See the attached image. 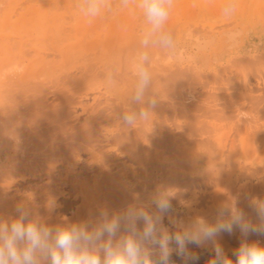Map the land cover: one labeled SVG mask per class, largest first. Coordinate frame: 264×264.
Segmentation results:
<instances>
[{"label": "bare ground", "instance_id": "1", "mask_svg": "<svg viewBox=\"0 0 264 264\" xmlns=\"http://www.w3.org/2000/svg\"><path fill=\"white\" fill-rule=\"evenodd\" d=\"M61 2L63 0H0V51L10 55L7 65L4 68V65H1L0 68V156L13 152L14 157L11 163L8 165L3 163L0 167V193L6 192V196L0 199V217L14 215L16 203L27 201L33 215L49 226L79 223L96 216L101 207L116 210L126 206L136 194L146 201L151 191L159 184L166 183L181 189L178 199L172 203L177 202L184 207L185 210L182 209V212L176 214L185 220L198 213L210 214L215 205L228 195H239L241 207L255 219L254 212L248 207L247 197L264 198V164L262 168H255L252 160L255 158L264 161V86H254L255 84L259 86L264 81V54L256 53L258 55L254 58H246L245 55L236 59L237 65L234 67H238L239 70L236 72L239 73H234L238 77L241 73V80L235 77L229 66L228 74L234 76L225 80H229L228 84H231L230 80L232 82L233 78L239 81L238 84L235 82L234 85L232 83L230 86L227 84L225 88L222 87L225 90L220 92L221 94L217 93L223 91L220 84L218 88L215 87V83H212L214 87H210L209 91L207 89V92L205 90V93H198L192 89L197 84L193 83L199 77L197 81H201V78L204 80L197 71L198 64L185 67H180L179 64L173 69V64L170 66L169 63L166 64L167 59L164 58L166 63L163 67V64L157 62L161 58L152 56L156 66L150 69L154 78V91L159 97L161 95L168 98V101H160L156 108L160 115L158 118L164 121V128L160 129L165 130L159 132L157 130L156 135L159 136L153 137L151 135L155 134L152 131L155 126H149L147 123L137 125L135 130L129 131L116 117L118 115L114 114L117 109L111 105L110 97L107 98L110 104L104 103L105 99L104 102L102 99L96 101L98 99L93 97L96 102L88 105L90 99L88 92H85L88 86L92 88L90 84L96 87L106 81L109 84L111 77H114V74L111 76L113 65L120 64V61L102 63V58L91 52L90 47L93 43H90V46L81 37L82 28L76 25L77 22L73 23L74 20H68L70 16L65 17L64 14L56 12L65 11L63 8L68 3ZM111 2L110 4L115 2V5L116 3L119 5L121 0ZM187 5L188 3L185 6ZM67 7L66 10L73 17L74 14L69 11L71 8ZM65 21L71 25L68 26ZM193 24L194 22L191 23L194 27ZM65 25L68 28L72 26L70 30L72 29L74 35ZM197 27L201 25H196L193 30L192 27L189 31L186 30V36L189 32L196 35L193 39L199 48L214 44L217 34L212 33L216 28L213 27L210 31L206 26L212 36L206 33L205 37L199 38L197 35L206 29L201 27L202 30L197 32L195 31ZM219 28L221 27H218V30ZM51 32L53 36L49 35ZM233 32L242 34V30L232 28L223 31L222 34L226 38H223L219 46L222 48L217 50H226L238 43L237 41L233 44L228 39V34ZM197 40L206 43L198 44ZM137 44L136 46L133 44V49L137 48ZM157 51L160 53V49ZM124 52L122 65H127V68H124L127 69V73L125 74L126 71L122 69V73L119 74L118 67L114 69L115 77L120 76V81L125 78L124 81L127 82L129 80L127 75H131L132 77H129L131 79L134 76L128 67L132 57L125 58ZM12 55L15 57L11 58L13 60L10 59ZM112 55L115 56L113 53ZM201 55L197 58L203 62L205 60H201ZM16 57L21 58L20 65L16 63L19 62ZM189 58L195 59V56ZM80 62H83V65H77L78 67L74 65ZM107 62L111 63V66L107 65L108 68L104 66ZM10 63L12 65H9ZM203 63L207 64V61ZM158 64L161 69H158ZM11 69L15 70L10 71L13 74L8 71ZM235 69L233 68V71ZM221 73L218 72L216 75ZM214 77L211 76L213 79ZM130 81L129 84L132 82ZM113 84L108 85V88L112 89L111 93L115 91L121 95L118 86L120 84ZM201 86L205 88L207 84ZM91 92L94 95L95 92ZM99 106H102L101 109ZM80 109L84 115L79 114ZM152 119L155 121L157 117ZM180 119H184L185 123H181ZM89 148L91 153L88 152ZM84 152H87L85 155L87 159L84 158ZM203 161L207 169L202 171V178H191L192 169ZM28 176L30 178L27 179ZM67 188L71 195L79 196L80 199L77 198L82 205L79 206L81 208L75 209L76 213L74 212L72 217L66 214L69 207L65 206L67 209L63 208L64 210L57 208L61 201L58 196ZM210 188L218 189V192L210 194L208 193ZM69 190L67 191L70 194ZM28 192L35 195L31 201L27 198L31 196L26 195ZM68 199L65 201L68 202ZM50 200L55 201L56 205L51 211L47 206ZM69 202L68 206L71 204V201ZM74 203L76 204V201ZM242 239L238 229H234L232 234L225 233L224 236L218 237L219 242L227 240L231 244L237 241L238 245ZM247 240L260 241L259 243L264 246V236L252 234ZM210 247L209 245L206 248Z\"/></svg>", "mask_w": 264, "mask_h": 264}, {"label": "clouds", "instance_id": "2", "mask_svg": "<svg viewBox=\"0 0 264 264\" xmlns=\"http://www.w3.org/2000/svg\"><path fill=\"white\" fill-rule=\"evenodd\" d=\"M174 0H121L113 10L105 0H84L79 11L88 18L105 12L128 10L142 14L144 28L139 47L130 61V71L135 85L130 100L139 110H126L118 117L129 131L144 125L155 114L161 99L154 91L151 72L153 57L150 49L159 48L169 53L167 63L184 62V50L178 49L167 22ZM236 12L234 3L227 4L222 14L230 19ZM238 32L228 34L235 44ZM192 34H187L191 38ZM198 44H204L197 40ZM245 118V117H241ZM181 189L173 184L161 183L149 193L148 199L136 194L134 199L120 209L101 207L89 219L66 225L49 226L33 215L27 201L15 205L14 215L0 217V264H176L173 254L181 264H199L200 255L190 246H211L213 255L207 264H264V246L249 242L252 234L264 236V198L247 197L253 219L240 204L239 195H228L218 202L210 214H196L185 220L176 214L172 201L178 199ZM6 196L0 193V199ZM51 211L55 201H48ZM165 218L168 227L165 226ZM238 229L243 237L235 249L233 260L224 251L218 237L232 234Z\"/></svg>", "mask_w": 264, "mask_h": 264}, {"label": "rangeland", "instance_id": "3", "mask_svg": "<svg viewBox=\"0 0 264 264\" xmlns=\"http://www.w3.org/2000/svg\"><path fill=\"white\" fill-rule=\"evenodd\" d=\"M59 1H61V0H59ZM71 1H73V0H63V2H65V3H68V4H66V7L65 8H63V10H65V11H62V10H56V12H58V13H62V14H64V16L65 17H68V16H70L71 18H69L68 17V20L70 19V20H74L73 21V23H76V25L80 28H82V30H81V32H82V38H84L85 39V43L86 44H88V45H90V43L92 44V46L90 47V49H91V52L94 54V52H95V56L96 57H100V58H102V63H104V62H106V61H108V62H115V61H120V64H118L117 63V65L115 66V65H113L114 66V68L116 67H118V69H117V71L119 72V74H120V72H121V70L122 69H124V68H127L126 66H123L122 65V54H123V52H124V50H126L127 48H130L129 49V51L128 50H126L125 52H124V56H125V58H127V56H129V58H133V56L135 55V52H136V50H137V48L139 47L138 46V44H139V40H140V35H141V32H142V30H143V28H144V21H143V17H141L142 16V14L139 12V10L137 9L136 10V12L137 13H135V14H132V13H130L128 10H121V11H119L118 13H116V14H113L112 12H105V13H103L102 15H100V16H98V17H95V18H88V17H86V16H84V15H82L81 13H80V11H79V7H80V5H82L83 3H84V0H74L75 1V3H74V1L73 2H71ZM245 1V2H244ZM63 2H61V4L63 3ZM71 2V3H70ZM105 2L107 3V4H109V5H111V7L113 8V10H115V9H117L118 8V6L120 5H118L117 3H116V5H115V2H114V4H110V2H111V0H105ZM137 2V0L135 1V0H129V4L130 5H135V3ZM212 4H210V3ZM213 2V3H212ZM111 3H113V2H111ZM118 3H119V1H118ZM188 3V5L187 6H185L186 4ZM229 3H234L235 5H236V12H235V14L230 18V19H226L224 16H223V14H222V10H223V8L227 5V4H229ZM190 4V5H189ZM67 6H69V9L71 8V10H69V11H71V14L73 15V17H74V19H73V17L70 15V12H68V10H66V8L68 9V7ZM73 7V8H72ZM76 7V8H75ZM78 8V9H77ZM58 9V8H57ZM77 9V10H76ZM205 10V11H204ZM262 11V12H261ZM252 12V13H251ZM69 14V15H67V14ZM250 13H251V15H250ZM260 13V14H259ZM108 14V15H107ZM140 16H138V15ZM105 15H107V16H105ZM136 15V16H135ZM174 15H176V16H174ZM206 15V16H205ZM262 16V17H261ZM76 17V18H75ZM102 17V18H101ZM112 17V18H111ZM209 17H210V19H209ZM243 17V18H242ZM80 18V19H79ZM105 18H106V20H105ZM108 18V19H107ZM205 19H207V20H205ZM209 19V20H208ZM121 20V21H120ZM124 20V21H123ZM135 20V21H134ZM196 20V21H195ZM199 20V21H198ZM203 20V21H202ZM205 20V21H204ZM183 21V22H182ZM185 21H187V22H185ZM66 23H67V21H65ZM69 22V21H68ZM71 22V21H70ZM121 22V23H120ZM194 22V27L191 25V23H193ZM223 22H224V24H223ZM230 22H232V23H230ZM81 23V24H80ZM120 25H119V24ZM190 23V24H189ZM226 23V24H225ZM230 23V24H229ZM68 24V23H67ZM93 24V25H92ZM188 24V25H187ZM201 25V27H204L205 29H206V26H207V29H208V27H209V29H210V31H211V28H216V29H214L215 30V32H213L212 34H214V33H216L217 35H216V41L214 42V44H212L211 46H207L208 47V49H207V47H205V48H199L197 45H195L196 44V42L194 41L195 39H193V38H195V36L196 35H192L191 36V38H188L187 36H186V33H187V31H189V28L190 27H192L191 28V30H193V28H195V26L196 25H198V26H200ZM223 24V25H222ZM229 24V26L228 27H225L226 25H228ZM71 24H68V26H70ZM79 25H81V26H79ZM215 25H217V26H215ZM221 25V26H220ZM117 26V27H116ZM128 26H129V28H128ZM222 26H223V28H222ZM65 27H67V25H65ZM72 27V26H71ZM70 27V28H71ZM73 27H74V25H73ZM182 27V28H181ZM201 27H197V29L195 30V31H199V30H202V28ZM218 27H221V28H219V30H218ZM238 27V28H237ZM68 28V27H67ZM67 28H65V29H67ZM70 28H68L69 30H70ZM80 28V29H81ZM114 28H115V30H114ZM128 28V29H127ZM142 30H141V29ZM167 28L171 31V33L173 34V37H174V39H175V41H176V45H177V48L178 49H183L184 50V57H185V59H184V62L183 63H181L180 65V67H185V66H188V65H191V66H195V65H197L198 64V68L200 69V68H202L201 70H198V68H197V71H198V73H199V75H201V77H203L204 78V80L201 78V81L199 80V81H195V83H193V85L194 84H200V85H197L196 84V86L195 87H193V86H189V87H193L192 89H195V91H197L198 93H205V90H206V92H207V89H208V91L210 90V87H214V85H215V87H217L218 86V84H220L219 86L222 88H225L226 86L225 85H227L228 84V81H226L225 79H228V78H232L233 76H234V74L236 73H239V72H236V70H237V68L238 67H234V66H236L237 64H236V59H238V58H243L245 55V57L246 58H254L255 56H257L258 54H256V53H263L264 54V0H174V7H173V9L171 10V13H170V17H169V20H168V22H167ZM188 28V29H187ZM200 28V29H199ZM234 29V30H237V31H241L242 30V34L239 36V38H238V43L236 44V45H233L231 48H226V50L224 49V50H222V51H219V50H217V48H222V47H219L221 44H222V40H224L225 38H226V36L225 35H223L222 34V32L223 31H225V30H228V29ZM241 28V29H240ZM182 29V30H181ZM202 30V33H199V35H197V36H199V38H200V36H204V34H206V33H208V32H210V31H208V30ZM221 29V30H220ZM126 30H128V31H126ZM187 30V31H186ZM213 30V31H214ZM71 32H72V29L70 30ZM69 31V33L71 34V32ZM113 31V32H112ZM124 31L126 32L125 34H124ZM181 33H180V32ZM65 32H66V30H65ZM67 32H68V30H67ZM123 32V33H122ZM177 32V33H176ZM73 33V32H72ZM101 33H103V34H101ZM111 33V34H110ZM175 33V34H174ZM69 34V35H70ZM138 34V35H137ZM212 34H210V33H208V34H206V35H208V36H212ZM256 34V35H255ZM49 35H52L53 36V33L51 32V33H49ZM73 35H74V33H73ZM86 35V36H85ZM102 35V36H101ZM124 35V36H123ZM92 36V37H91ZM205 37V36H204ZM224 38V39H223ZM248 39V40H247ZM243 40V41H242ZM95 41V42H94ZM187 41H189V42H187ZM251 41V42H250ZM119 42V43H118ZM117 43H118V45H117ZM132 43V44H131ZM136 43H138L137 44V48L136 47H134V49H133V46L136 44ZM243 43V44H242ZM248 43V44H247ZM250 43V44H249ZM260 43V44H259ZM134 44V45H133ZM228 44V43H227ZM102 45V46H101ZM116 45V46H115ZM131 45V46H130ZM252 45V46H251ZM99 46H101V48L103 49V51H102V49L99 47ZM129 46V47H128ZM136 46V45H135ZM192 46V47H191ZM127 47V48H126ZM198 47V48H197ZM239 47V48H238ZM89 48V47H88ZM110 48V49H109ZM121 48V49H120ZM126 48V49H125ZM135 48H136V50H135ZM248 48H250V49H248ZM101 49V50H100ZM204 49V50H203ZM210 49V50H209ZM97 52H96V51ZM135 50V51H134ZM157 50H159V48H157ZM155 48H153V49H150V54H151V56H153L154 58H161V60H159V61H157L156 59V61L157 62H159V64H163V67H165L164 65H165V59H167V56L169 55V53L167 52V51H164V50H161L160 49V53H159V51H157ZM252 50V51H251ZM257 50V51H256ZM103 53H102V52ZM114 51V52H113ZM128 51V52H127ZM133 51V52H132ZM131 52V53H130ZM162 52V53H161ZM215 52V53H214ZM219 52H221V53H219ZM112 53L113 54H115V56H113L112 55ZM118 53V54H117ZM132 53H134L133 55H132ZM168 53V54H167ZM244 53V54H243ZM254 53V54H253ZM127 54V55H126ZM164 54V55H163ZM202 54V55H201ZM250 54V55H249ZM88 55H89V53H88ZM155 55H158L157 57H155ZM160 55H163L162 57H159ZM195 56V59H193V58H189L190 56ZM198 55H201V60L203 61V60H205V61H207V64L206 63H203V62H205V61H203V62H201L200 60H198L199 58H197L198 57ZM248 55V56H247ZM252 55H254L253 57H252ZM260 55V54H259ZM9 56L10 55H8V54H5V53H3V52H1L0 51V68L2 67L1 65H4L3 66V68L7 65V62H8V60H9ZM13 56V55H12ZM10 57V59L11 58H15L14 56L13 57ZM113 56V57H112ZM118 56H119V58H118ZM215 56V57H214ZM231 56V57H230ZM111 57V58H110ZM234 57V58H233ZM89 58H91V57H89ZM89 58H88V60H89ZM124 58V59H125ZM153 58V59H154ZM165 58V59H164ZM206 58V59H205ZM209 58V59H208ZM4 59H5V62H4ZM16 59H18L17 61H19V62H16L18 65H20L19 63H20V59L18 58V57H16ZM92 59V58H91ZM123 59V60H124ZM128 59V58H127ZM163 59V60H162ZM214 59V60H213ZM233 59H234V62H232L233 61ZM11 60H13V59H11ZM10 60V61H11ZM132 59H130V61H131ZM197 60L199 61L198 63H197ZM16 61V60H15ZM129 61V60H128ZM129 61V62H130ZM162 61L164 62V63H162ZM214 61V62H213ZM4 62V64H2ZM108 62L104 65V66H106L107 68H108V66L110 65L111 66V63L110 64H108ZM6 63V64H5ZM11 63H14V61H11ZM9 64V65H12V64ZM125 64H126V62H124ZM16 64V65H17ZM83 65V62H80V63H77V64H74L75 66H79V65ZM130 64V63H129ZM128 64V65H129ZM153 65H152V67H154L155 66V63H152ZM159 64L157 65L158 67H159ZM167 65H168V63H166ZM174 65L173 66V69H176L178 66H179V64H176L175 65V63H171V64H169L168 66H170V65ZM194 64V65H193ZM209 64V65H208ZM231 64H233V65H231ZM8 65V66H9ZM108 65V66H107ZM119 65V66H118ZM206 65V66H205ZM77 66V67H78ZM123 68H122V67ZM162 66V65H161ZM199 66H201V67H199ZM229 66L231 67L230 69H232V73H234L233 74V76H231L232 74L230 73V74H228L229 72H228V70H230L229 69ZM12 67V66H11ZM129 68H130V66H128ZM176 67V68H175ZM216 67V68H215ZM236 68L234 71H233V68ZM13 68H15L16 69V67H13ZM113 68V73L111 72V76H112V74H114V77L113 78H115V79H113L112 77H111V79H110V83L109 84H107L106 82L103 84V85H97V86H99V87H96V85L95 86H92V84H90V86L92 87L91 89L89 88V86H88V90L87 91H85V92H88V99H90V101L88 102V105H92V104H94L96 101H100L101 99H102V101L104 102V99H105V102L104 103H108L109 102V104H110V101H111V105H113V108L115 107V109H117V110H115V111H117V112H115L114 111V114H117L118 116H116V117H119L120 115H122V113L124 112V111H126V109L127 110H129V109H135V110H139V105H136L134 102H132L131 100H130V94H131V91H132V89H133V85L135 84V77H133L132 79L131 78H129V77H132L131 75L129 76V75H127V78L129 79L127 82L126 81H124V80H126L125 78L123 79V80H121L120 81V76L119 77H115V74H116V70ZM154 68H156V66L154 67ZM158 69H161V67H159ZM214 69V70H213ZM221 69L223 70V71H221ZM125 70V69H124ZM239 70V69H238ZM237 70V71H238ZM9 72L11 71H13L12 69L11 70H8ZM8 71H7V73H8ZM15 71V70H14ZM13 71V72H14ZM126 72H125V74L127 73V69L125 70ZM128 71H129V69H128ZM10 72V73H11ZM117 72V73H118ZM202 74H201V73ZM204 72V73H203ZM208 72V73H207ZM221 73V72H223V73H221V75H216L217 73ZM9 73V74H10ZM122 73V72H121ZM159 74L160 73H162V72H158ZM211 73V74H210ZM213 73L215 74V75H213ZM224 73H226V74H224ZM11 74H13V73H11ZM123 74H124V71H123ZM124 74V75H125ZM129 74H131V73H129ZM203 74H205L204 76H202ZM211 75V76H216V77H214V79L213 78H211V76H210V78H208L209 76L208 75ZM236 74H235V77L237 78L238 77V75L236 76ZM241 73L239 74V77L237 78V79H239V80H241ZM121 76H123V75H121ZM208 79V80H206V78ZM217 77H221L220 79H223V80H225V81H220V79H218ZM119 78V79H118ZM236 78H233V80H232V82H231V80H230V83L231 84H228L229 86L230 85H232V83H233V85H234V83L235 82H237V84H238V81H235V79ZM118 79V80H117ZM210 79H213V81H209ZM215 79H218V80H215ZM236 79V80H237ZM132 82H131V81ZM129 81L131 82L130 84H129ZM133 81H134V84H133ZM215 81V82H214ZM219 82V83H217V82ZM226 84H225V83ZM264 82V81H263ZM263 82H261L260 83V85L259 86H257L256 84L254 85L255 87H263L264 86V83ZM114 83V84H113ZM127 83V85H125V84ZM211 83V84H210ZM212 83H215L214 85L212 84ZM224 83V85H222V84ZM118 85V84H120V85H118L119 86V90H120V93H121V95H119V94H116L115 93V91H113V93H111L112 91V89L111 88H108V85ZM132 84V85H131ZM206 85L207 84V88L205 87H203V86H201V85ZM209 84V85H208ZM217 84V85H216ZM191 85V84H190ZM211 85H213V86H211ZM218 86V88H220ZM95 87V88H94ZM125 87H127V88H125ZM132 87V88H131ZM187 87V86H186ZM202 88V89H201ZM204 88V89H203ZM222 88V90L223 91H219V92H217V93H220V92H224V90L225 89H223ZM95 89V90H94ZM128 89V90H127ZM185 89H187V88H185ZM97 90L100 92H102V93H99V92H97ZM91 91H93V92H95V93H93L94 95H92V92ZM110 91V92H109ZM188 91V90H187ZM106 94H104V93ZM89 93H91V95L92 96H90V94ZM97 93V94H96ZM226 93V92H225ZM84 94V93H83ZM86 94V93H85ZM99 94H104V96H101V95H99ZM114 94V95H113ZM221 94V93H220ZM90 96V97H89ZM101 96V97H100ZM105 96H107L106 98H105ZM84 97V96H83ZM93 97H95V98H97L98 100H96V101H94L93 100ZM108 97H110V99L108 98ZM129 97V98H128ZM164 96H161L160 95V99H161V101H165V100H167L168 101V98H166V97H164ZM110 100H108V99ZM118 98V99H117ZM106 99H107V101H106ZM120 99V100H119ZM115 101V102H114ZM169 101H170V99H169ZM114 102V103H113ZM130 102H131V104H130ZM220 103H222V101H219ZM108 104V105H109ZM115 104V105H114ZM123 104V105H122ZM128 104V105H127ZM118 105H120V106H122V107H119ZM242 105H246V104H242ZM242 105H239L240 106V108L242 107ZM103 106V105H102ZM101 106V107H102ZM106 106V105H105ZM239 106H237V107H239ZM101 107L99 106V108L101 109ZM130 107V108H129ZM240 108H237V109H240ZM235 109V108H234ZM236 109V110H237ZM236 110H234V111H236ZM119 112H122V113H120L119 114ZM157 113H158V115H157ZM79 114H81V115H84V113L81 111V109H80V111H79ZM156 114V115H155ZM155 114H152L151 115V119L152 118H155V117H157V119H155V121H154V119H152V120H150V122H148L150 125L149 126H152V125H154L155 126V128H153L154 130H152V131H154V135L152 134L151 136H155V137H158L159 136V134H158V132L159 131H161L163 128H164V121H163V119L161 118V120L158 118V117H160V115H159V112H157L156 110H155ZM86 115V114H85ZM153 115H155V116H153ZM115 116V115H114ZM181 121V123H185L184 121V119L182 120V119H180ZM152 121H154V122H152ZM152 122V123H151ZM156 122V123H155ZM223 123H225V122H223ZM227 123V122H226ZM106 123H104V125H105ZM157 126H156V125ZM153 126V127H154ZM160 128H162V129H160ZM149 130H151L150 129V127H149ZM158 130V132H157V134L158 135H156V131ZM165 130V129H164ZM164 130H162V131H164ZM65 132V131H64ZM143 132L144 131H142L141 133H142V135H143ZM145 134V133H144ZM96 139V138H95ZM95 139H94V141H95ZM91 148H89L88 149V152H90L91 153ZM86 153L87 152H84V156L86 155ZM2 156V157H1ZM0 156V167H1V165H3V163L4 164H6V165H8L9 163H11V161L13 160L12 159V157H13V152H11V154L10 155H8L7 153H5L4 155H1ZM7 156H10V157H7ZM14 156H15V153H14ZM14 158V157H13ZM85 159H87L88 157H84ZM84 159V160H85ZM7 160H9V161H7ZM252 160H253V162H254V164L256 165L255 166V168H262L264 165V161H261V159H259V160H256L255 158H252ZM201 163H203V164H201ZM201 163H198L197 165H195V168H193L192 169V175H191V178L193 177V179H198V178H202V171L203 170H205V169H207V167L205 168L204 167V165L206 164L204 161L203 162H201ZM259 164V165H258ZM263 165V166H262ZM257 166H260V167H257ZM201 168H202V170H201ZM195 169V170H194ZM198 171V172H197ZM197 174V175H196ZM195 175V176H194ZM28 178H30L29 176L27 177V179ZM24 179H26V177L24 178ZM31 179H32V177H31ZM20 181H21V179H19ZM203 189V188H202ZM66 190V191H65ZM63 192H62V194L61 195H59L58 196V199H61V201H59V206L57 207V208H64V209H67V208H65V206L66 207H69L67 210H69L68 211V213H67V211H66V214H67V216H69V217H72L73 216V214H74V212L76 213V210L75 209H79V208H81L82 207V205H81V201H79V196L77 195V197L79 198H77L76 196H74L73 194L71 195V192H70V190L67 188V189H65ZM67 190H69V192H70V194L68 193V191ZM205 189H203V191H204ZM218 192V189H215V188H210V190L208 191V193H210V194H215V193H217ZM31 194V196H28L27 198H29V200L31 201V199L33 198V196H35V195H32V193L30 192H28L26 195H30ZM69 194V195H68ZM72 196H73V198H72ZM66 198L68 199V202L69 201H71V204H69V206H68V202H66L67 200H66ZM66 200V201H65ZM65 203H64V202ZM72 201H76V204L73 202V204H72ZM64 203V204H63ZM70 203V202H69ZM67 204V205H66ZM178 203L176 202H173V206H174V208L176 209V213L177 212H182V209L184 208V207H181V205L180 204H178ZM81 205V207H79ZM73 206V207H72ZM78 207V208H77ZM63 209V210H64ZM180 210V211H179ZM183 210H185V209H183ZM78 211V210H77ZM68 217V218H69ZM67 218V217H66ZM67 218V219H68ZM164 223H165V226L166 227H168L169 225H168V221H167V218H165V221H164ZM225 234V233H224ZM224 234L222 233L221 235L222 236H224ZM228 240V239H227ZM227 240H223V241H221L220 242V244L222 245V247L223 248H225V253L227 254V255H229V257H232L233 258V260H234V256H232V253H233V251L235 250V249H237L240 245H238L236 242L237 241H233L231 244L227 241ZM231 242V241H230ZM260 242V241H259ZM239 243V242H238ZM235 244H237V245H235ZM226 246V247H225ZM190 248H192V250L193 251H198L197 253L200 255V257L201 258H203V259H201L200 261H199V264H201L202 262V264H207V261H208V259L210 258L209 256H212V254H213V252L211 251V247L210 248H196V247H194V246H190ZM226 249H228V250H226ZM208 257V258H207ZM172 259L176 262V264H181V261H180V259H179V257H177L175 254H173V256H172ZM202 261V262H201ZM206 261V262H205Z\"/></svg>", "mask_w": 264, "mask_h": 264}]
</instances>
